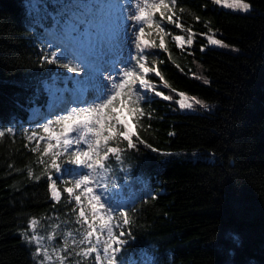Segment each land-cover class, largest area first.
Instances as JSON below:
<instances>
[{"label":"trees","instance_id":"16d2710c","mask_svg":"<svg viewBox=\"0 0 264 264\" xmlns=\"http://www.w3.org/2000/svg\"><path fill=\"white\" fill-rule=\"evenodd\" d=\"M168 2L174 19L196 33L194 43L178 49L172 37L187 31L154 16L166 35L150 38L161 45L165 40L169 53L147 50L143 62L163 77L145 73L148 87L137 102L142 115L132 122L134 147L123 135L106 145L118 154L105 156V145L100 147L102 171L115 196L110 219L120 243L114 242L113 259L117 264H264V0H247L248 13L213 0ZM69 4L0 0V131L5 133L0 136V264H41L36 242L24 239L25 232L45 235L54 225L80 240L98 222L82 188L71 196L64 191L76 183L70 173L77 166L64 161L79 150L66 151L44 131L47 124L55 135L63 133L58 121L69 112L58 108L57 98L63 93L69 101L77 80L86 76L60 66L75 61L53 38L66 14L53 16ZM207 35L233 51L209 45ZM57 48L58 62L47 63ZM161 92L173 100L161 99ZM178 93L209 108L184 110ZM119 104L109 111L128 114ZM49 144L54 147L46 154ZM52 151L61 153L62 165L46 173ZM47 175L56 180L60 201H51ZM106 224L101 222V230ZM73 256L68 264H74ZM78 259V264H97L91 251Z\"/></svg>","mask_w":264,"mask_h":264},{"label":"snow or ice","instance_id":"6c2138e0","mask_svg":"<svg viewBox=\"0 0 264 264\" xmlns=\"http://www.w3.org/2000/svg\"><path fill=\"white\" fill-rule=\"evenodd\" d=\"M213 2L217 5H223L230 10L242 11L244 13H248L249 11H251V5L247 2V0H213ZM171 3L175 5L176 0H171ZM135 7L137 9L135 15H129L127 16L125 21L118 23V21L120 20L118 16L119 7L115 3V0H112V2L110 3H105V0H88L87 5L83 3V0H71V4L66 5L61 9L60 13L54 14L53 16V18L56 19L57 15L66 14V19L64 20V24L62 26V31L56 34L54 38L57 39L65 47L69 48V50L75 54L74 59H80L83 63L86 57L81 51H78V49H83L84 52L87 53V56H93L94 54H96V45L92 44L90 41L86 42V38L89 35V29H95L101 41H103L104 38L107 37L108 50L110 52H114L118 51L120 47L121 27H125L127 21H135V23L133 24H128L127 28L129 32H131L133 28H138V31L133 33V35L135 36V45L137 52V57L135 58L137 59L138 65L140 69H142L146 74L152 73L156 75L157 73H159L160 76L163 77L161 71L157 67H149L145 62H143L147 50L158 48L164 53H169V49L165 44V40L163 45H161L150 38L153 34H155L159 37L160 40L161 37H164L166 35L165 28L162 26V24L154 22V16L159 13L160 18L162 20H166L168 24H174L177 29L187 31V38L182 35H180L179 38L177 35L172 37L178 49H184L185 46L193 45L194 36L196 35V33L192 30V28L185 29L183 23H180L174 19L175 13L172 7L169 6L168 0H142V3H137ZM197 19L199 18L197 17ZM57 23H59L58 20ZM141 24L146 25L148 29H155V33H146L145 27L140 26ZM209 37H211V39H209ZM189 39H191V43H189ZM206 39L209 45H224V41L215 38L214 35H207ZM59 51L60 48H57L55 51L50 52L52 59L47 60V63H57L59 59L57 53ZM45 59H47V57H45ZM82 63L65 62L61 63L60 66L66 70H70L72 73L79 74L86 71L82 66ZM156 63L157 61H152L153 65H155ZM137 79L141 87H148L144 83V81L146 80L144 76H137V74L134 73L131 69H125L122 71L121 80L119 81V83H116V81L112 77H109V80L113 81L112 88L115 89V92L110 99L100 104H96L95 106L90 108L77 109L74 107L71 109V112L68 115L63 116L62 119L58 121V123H61L63 125L64 132L70 131L74 123L80 122L83 123L87 130L93 133L95 136V140L88 144L86 151L70 152L68 153L67 159L64 162L72 165L83 164L86 165L89 169L93 168L94 165L100 164L101 159H103L99 156L101 145H105V156H107V154L109 153H119L120 150L118 148L106 147L107 142L111 140L113 136L123 135V137L127 140L129 148L134 147L132 141L134 133L131 131V129H129L128 121L120 120L114 111L109 110L112 109L116 102L119 100V107L121 109H127V112L131 116L132 122L134 124L140 119L142 111L140 107L137 106V102L141 97L137 94L136 99H133L134 93L132 87ZM204 83L207 84L209 83V81L206 80L204 81ZM164 85L167 86L166 80H164ZM172 91L175 92L176 90L172 89ZM158 97H160L161 99H167L168 101L173 100V97L171 95H165L163 92L159 93ZM191 99H195V97H192ZM179 103L183 105L184 109H191L193 107V105L188 102V98H186V95H184L183 99H179ZM195 103L200 104L201 101L195 100ZM204 106L207 107V105ZM93 113L96 114L94 122L88 119H78L80 117L91 116V114ZM110 121L112 122L110 123ZM120 129H123V131L121 132ZM9 131H11V129H9ZM44 131L49 133L50 139L57 140L59 146L63 147L67 151L71 143L68 139H63L61 143L60 136L54 135L47 124L44 125ZM4 134V132L0 131V136H3ZM34 135L35 133H33V136ZM53 147L54 146L52 144H49L44 149V152L47 154L51 149H53ZM149 147H151V145H149ZM60 155L61 153L58 151L51 152V164L49 168L45 169L46 173L51 172V170L53 169H59V167L62 165L59 162ZM94 156L96 157L95 160L92 159ZM117 158L119 159V156H117ZM41 163L47 162L41 161ZM44 178L52 182V186L49 187L51 201H60L61 193L60 191H58L56 180L51 175H47ZM40 179L41 176H35V180L37 182ZM88 181L89 176L86 175L83 179L77 181L75 184H71V186L66 187L64 191L71 196L76 188L84 185V194H91L92 189L87 187ZM68 188H71L72 191L68 192ZM54 192L59 193L58 199L54 195ZM77 196L79 197L78 202L76 200ZM91 200L99 202V197L92 195ZM75 201L77 204H79L81 201V196L76 195ZM79 215L80 217H84V211H80ZM93 215H95V210H93ZM125 223H127V221H125ZM36 224L37 220L32 219L29 226L34 229ZM89 229H91V225H89ZM108 232L110 240H114L115 243H120V241H115V238L112 236L111 228L108 229ZM91 235L92 233L91 231H89L85 239H88V237H90ZM23 236L24 239L36 240L37 243L40 239L39 237L35 236L28 237L26 232L23 234ZM104 245V250L107 254L109 249V242L106 240L104 242ZM36 251L40 252L41 249L36 248ZM88 251H95V248H90ZM106 258L108 259V264H117V261L115 259H112L111 255H108ZM97 259L99 260L101 258L98 256Z\"/></svg>","mask_w":264,"mask_h":264},{"label":"rangeland","instance_id":"374dc122","mask_svg":"<svg viewBox=\"0 0 264 264\" xmlns=\"http://www.w3.org/2000/svg\"><path fill=\"white\" fill-rule=\"evenodd\" d=\"M88 0H83V3L86 5ZM112 0H108L105 3H110ZM115 3L119 7L118 16L120 18L119 22H123L126 20L127 16L129 15H135L136 14V7L135 5L137 3H142V0H115ZM223 6V5H221ZM224 7V6H223ZM226 8V7H225ZM237 11V10H234ZM135 21H127V24L125 27H121L120 31V47L118 51L110 52L108 50V44H107V37L104 38L103 41L100 40L99 35L97 32H92L89 29V35L86 38V42H91L92 44L96 45V54L93 56H87V53L84 52L83 49H78V51H81L83 55L86 57V59L83 61V67L86 70L85 72L89 73V77L85 78L83 81L84 83L88 84V88L84 90H75L73 95L74 99H72L69 107H74L76 105H86L88 104L89 108L95 106L96 104H100L104 102L108 96L111 94H114L115 89L112 88V80H109V77H112L116 83H119L121 80V73L125 69H131L134 73L139 75H143L145 78V72H143L142 69H140L137 61L134 60V56L137 54L136 52V45H135V36L133 35L134 32L138 31V28H133L131 32L128 31L127 25L133 24ZM143 25V24H141ZM140 25V26H141ZM178 38L180 35H177ZM185 38H187V35H182ZM55 37V36H54ZM211 39V37H209ZM189 39V43H190ZM187 47V46H185ZM221 49L231 50L233 51V48L230 47L228 44L224 43V45L216 46ZM234 51L236 52L237 49L234 48ZM69 53L74 57V53L69 51ZM79 60V59H78ZM144 83L147 85V82L144 81ZM133 93L134 97L138 94L142 99L143 95L145 94L146 88L141 87L139 85L138 79L133 84ZM184 95L179 94V98L177 103L179 104L180 108L184 109L183 105L179 103V99H183ZM63 98V95L60 97V99ZM188 98V102L193 105L191 109H184V110H194V109H206L209 108L205 107L204 103L196 104L195 99ZM79 120H85L88 119L90 121L95 120L96 114L93 113L90 117L84 118ZM120 120H127L128 121V127L131 129V131H134V125L129 117L128 114H122L119 117ZM54 135L55 132L51 131ZM60 142L62 143L63 139H68L71 143L69 147H75L80 151H86L88 144L93 142L95 140V136L93 133L89 132L87 128L84 126L83 123L76 122L72 125L71 130L67 132L60 133ZM101 151V149H100ZM99 151V152H100ZM104 158V157H103ZM93 160L96 159L94 156L92 158ZM101 163V162H100ZM100 164L94 165L93 168L89 169L86 165L81 164L80 166V172H78L77 178L78 180L83 179L86 175L89 176V181L87 182V187L92 189V193L89 195H95L99 197V202L95 203L97 204V207L95 209V216L103 219V216H106V219L109 218V213L111 210V205L109 203V192L108 187H106L107 184V176L105 172L101 171L97 174L95 178V171L98 167H100ZM84 187V185H81ZM72 190V189H71ZM59 191V190H58ZM54 195L56 198H59V193H55ZM100 225V224H98ZM110 223L108 221L107 227H110ZM57 232L60 233V239H57ZM47 234L40 235L35 232L34 236L39 237V242L35 240L37 244V248H40V255H42L41 264H68L69 258L74 255L73 262L74 264H78L79 259L81 255H85L89 253L88 251L90 249V242H91V236L88 237V239H85L87 234H85L84 239L77 240L71 232L70 229L67 227H64L62 229L58 228L57 226H54L51 228H48L46 231ZM103 237L100 236L97 232H95V240L92 244V246H96V252L97 257L99 256L101 258L102 252L99 249V246L102 242ZM93 248V247H91ZM46 254V255H45ZM115 253L111 254V257H115ZM77 255V256H75ZM98 260V259H97ZM98 264H104L102 261V258L98 260Z\"/></svg>","mask_w":264,"mask_h":264},{"label":"bare ground","instance_id":"6f19581e","mask_svg":"<svg viewBox=\"0 0 264 264\" xmlns=\"http://www.w3.org/2000/svg\"><path fill=\"white\" fill-rule=\"evenodd\" d=\"M82 62V61H81Z\"/></svg>","mask_w":264,"mask_h":264}]
</instances>
